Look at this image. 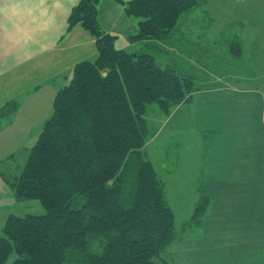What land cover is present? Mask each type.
<instances>
[{"label":"trees","instance_id":"16d2710c","mask_svg":"<svg viewBox=\"0 0 264 264\" xmlns=\"http://www.w3.org/2000/svg\"><path fill=\"white\" fill-rule=\"evenodd\" d=\"M113 1L136 22L132 42L119 51L98 20ZM198 0H80L68 30L80 26L96 40L97 57L76 64L57 93L53 115L30 150L22 175H2L16 202L39 201L44 216H9L0 235V264H156L175 242V215L165 185L143 152L149 106L165 116L199 91L190 79L158 64L182 16ZM241 55V45L232 47ZM235 53V54H234ZM189 77V76H188ZM11 103L0 118L16 111ZM209 205L196 206L193 225ZM200 219V221H198ZM164 264H167L164 261Z\"/></svg>","mask_w":264,"mask_h":264},{"label":"crops","instance_id":"0c3cea01","mask_svg":"<svg viewBox=\"0 0 264 264\" xmlns=\"http://www.w3.org/2000/svg\"><path fill=\"white\" fill-rule=\"evenodd\" d=\"M198 1L201 3L200 6H207L211 2V0ZM79 2L80 0H0V111L8 104L17 105L14 113L0 118V162L6 159L14 160L16 154L28 152L23 140L34 134L32 121L49 120L54 99L67 83L73 67L79 62L93 61L97 57L96 40L91 34L80 26L68 30L70 13ZM194 12L182 16L169 40L160 44L170 54L178 55L179 50L184 49L183 56L188 61L190 70H198V66L202 69L206 67L198 62L197 57L207 55L208 53H204L203 49L209 47L204 43L184 41L185 39L195 41L192 37L198 33L196 32L198 29L203 28L206 32L209 30L199 24H210V19L198 17ZM98 20L106 33L116 37L117 50L135 52L143 48V42H132V38L138 34L137 24L125 15L124 8L118 3L101 2L98 7ZM235 34L236 32L233 35ZM184 42L187 45H184ZM200 51L202 54L199 53ZM213 59L219 62V56ZM166 68L178 74L177 68ZM204 70L210 75V69ZM221 79L222 82H218L217 88L214 84H209L211 88L194 93L189 102L174 108L169 116V124L177 131L191 132L193 125L190 124L192 116L190 107L186 112L183 107L190 102L193 103L196 98H199L201 104L218 105L224 115L239 111L231 116L239 114L245 123L257 118L261 112L259 106L253 107L257 98L251 95L256 96L257 93L243 86L224 84V79ZM233 105L239 106L233 107ZM211 115L219 117L215 114ZM200 121H203L202 126L208 130L205 125L211 123L206 124L202 119ZM212 125L214 130L221 129L220 124ZM246 132L256 135L258 142L255 146L252 144L255 137L248 138L246 142L243 133L235 137L233 150L236 161L240 157L236 162L235 173L222 185L220 180L211 183L207 178L205 180L208 184L207 188L205 184H201L198 188L200 193L209 191L212 198L205 196L209 201L202 222L205 235L197 243L191 241L193 243L191 246L195 248L208 249L213 246L260 243L255 246L254 253L257 254L256 257L258 254H264L263 116L261 115L257 129ZM220 135H225V132H220ZM215 144L214 164L222 159V153L226 151V146L216 142ZM206 171L211 178L208 169ZM10 196L13 197L11 189L0 182V216L2 217H5L11 208ZM225 200L233 203L239 214L243 212L252 215L253 229L250 233L240 225L231 227L234 222L229 218L232 213L227 203V210L224 209ZM224 214L225 218H222ZM260 262L264 264L263 261Z\"/></svg>","mask_w":264,"mask_h":264},{"label":"rangeland","instance_id":"374dc122","mask_svg":"<svg viewBox=\"0 0 264 264\" xmlns=\"http://www.w3.org/2000/svg\"><path fill=\"white\" fill-rule=\"evenodd\" d=\"M194 15L210 19V24H199L209 30L206 32L203 28L198 29L196 30L198 33L192 37L195 41L186 39L184 41L209 45L205 49L207 52L203 49V52L208 54L197 57L198 62L206 67L202 69L198 66V70H190L189 63L183 56L184 49H180L178 55L168 52L159 53L158 64L163 68H177L180 76L190 79L195 87L200 89L197 92L211 88L209 84H214L217 88L218 82H222L221 78L224 79V84L249 88L257 93L256 96L251 94L257 98L253 107L259 106L261 113L259 112L257 118L245 123L241 115L231 116L239 111L224 115L218 105L201 104L199 98H196L193 103L190 102L183 107L185 112L190 107L192 114L190 124L193 125V130L189 132L177 131L173 128L169 124V116L161 112L158 104L149 106L145 118L150 136L143 152L163 181L167 203L175 215V242L169 247L170 250H166L163 259L167 264H263L259 261L264 262V254H258L256 257L257 254L254 253L255 246L260 243L213 246L208 249L195 248L191 245L201 241L205 235V228L201 223L193 225L192 216L196 206L204 196L212 198L209 191L200 193L199 186L205 184L207 188L208 184L205 181L207 178L211 183L220 180L222 185L235 173L236 162L240 159L239 157L236 161L233 150L237 135L243 133L246 142L248 138L255 137L252 143L254 146L258 142L256 135L253 136L246 131L257 129L261 115L264 118V0H211L207 6L202 5L197 8ZM188 26L192 25L188 24ZM235 32L236 34L233 35ZM186 42L183 44L187 45ZM237 44L241 45V55L236 57L230 50ZM199 53L202 54V51ZM218 56L219 62L213 59ZM212 65L214 67H211ZM204 69H210V75ZM51 112L50 117L53 115V105ZM200 119L206 124L211 123L205 125L208 130L202 126L203 121ZM46 121H32L34 134L23 140L28 152L16 154L14 160L6 159L0 162V182L3 185L5 181L2 175L12 180L22 175L30 150L35 145ZM213 123L220 124L221 129L214 130ZM246 125L250 127L247 128ZM220 132H225V135L221 136ZM215 142L226 146L222 159L216 164H214L216 155L213 154ZM240 143L241 141L237 144L236 150ZM206 169L211 178L208 177ZM10 202H12L11 208L7 215L0 216V235L9 216L23 218L29 215L41 217L46 214V209L39 201L19 203L14 196H10ZM226 203L232 213L229 218L234 222L231 227L240 225L250 233L253 229L252 215L243 212L239 214L235 205L229 200H225L224 209ZM222 218H225V214ZM220 236L222 237L221 234ZM15 259L16 257L12 256L8 264H12ZM164 261H156V264H164Z\"/></svg>","mask_w":264,"mask_h":264}]
</instances>
